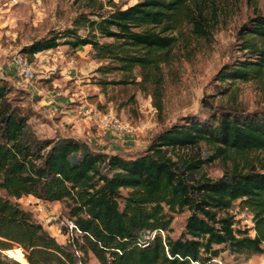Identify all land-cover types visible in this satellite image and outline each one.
<instances>
[{"label": "trees", "instance_id": "obj_1", "mask_svg": "<svg viewBox=\"0 0 264 264\" xmlns=\"http://www.w3.org/2000/svg\"><path fill=\"white\" fill-rule=\"evenodd\" d=\"M209 2L215 6L214 0H138L101 14L103 2L89 0L96 11L79 14L70 28L50 31L22 54L91 46L95 59L116 65L100 71L121 72L122 83L139 69L161 111L164 66L185 27L209 38ZM241 37L250 59L218 77L262 85L264 14L251 18ZM25 97L0 78V264H223L226 258L236 264L244 255H264V110L190 114L155 134L144 152L128 154L45 136L36 129L41 115L31 112L32 122L26 115ZM202 144L213 155L188 153ZM217 161L231 167L213 180L205 167ZM24 197L59 203L82 236L61 244L21 206ZM239 209L251 215L252 227L241 228L231 214ZM185 211L190 215L174 238V216Z\"/></svg>", "mask_w": 264, "mask_h": 264}, {"label": "rangeland", "instance_id": "obj_2", "mask_svg": "<svg viewBox=\"0 0 264 264\" xmlns=\"http://www.w3.org/2000/svg\"><path fill=\"white\" fill-rule=\"evenodd\" d=\"M97 1L103 2L104 9L100 13L106 14L138 0ZM214 2L215 6L209 2L207 8L211 25L209 38H199L190 27H185L173 50L172 63L164 66V79L159 89L161 111L155 107L153 88L141 84L139 69L129 78V83H122L127 79L121 72L104 71L116 65L95 59L91 46L75 51L63 45L33 58L22 54L23 48L46 37L50 31L70 28L79 14L96 11L89 0H0V78L7 79L16 90L27 94L23 102L30 105L31 111L26 115L31 116V112L41 115L36 125L39 132L47 137L81 138L94 149L110 153L144 152L155 134L190 114L206 118L216 109L264 110V84L221 82L218 77L224 67L250 59L243 50L241 30L251 18L264 14V0ZM101 42L110 41L101 39ZM20 56L34 68V78L30 81L22 80L15 66ZM101 68L105 69L100 71ZM109 117L125 122L131 132L118 134L109 129L106 125ZM213 152L205 144L188 150L199 157L213 155ZM228 168L217 161L207 165L205 172L217 180ZM19 203L61 244L69 241L68 234L64 233L66 228L61 226L66 219L59 203L40 202L32 197H24ZM239 210L240 214L236 210L231 214L237 215L241 228L252 227L251 215ZM189 215L185 211L174 216L172 237L181 234ZM263 259L264 255L249 258L244 255L236 264ZM223 264L235 262L226 258Z\"/></svg>", "mask_w": 264, "mask_h": 264}, {"label": "built area", "instance_id": "obj_3", "mask_svg": "<svg viewBox=\"0 0 264 264\" xmlns=\"http://www.w3.org/2000/svg\"><path fill=\"white\" fill-rule=\"evenodd\" d=\"M15 66L21 76V79L24 81H30L34 78V68L32 64L25 58L17 57L15 60ZM87 114H90V111H87ZM106 125L109 129L113 130L115 133L124 134L130 133L131 130L125 122H122L117 117H109L106 120ZM61 226L66 228L69 241L73 240L74 237H81L82 233L77 228V226L69 220H63ZM82 242V241H81ZM247 264H264V259L259 262H248Z\"/></svg>", "mask_w": 264, "mask_h": 264}, {"label": "crops", "instance_id": "obj_4", "mask_svg": "<svg viewBox=\"0 0 264 264\" xmlns=\"http://www.w3.org/2000/svg\"><path fill=\"white\" fill-rule=\"evenodd\" d=\"M73 137V136H72ZM102 151H104V150H102ZM112 153H115V152H112Z\"/></svg>", "mask_w": 264, "mask_h": 264}]
</instances>
